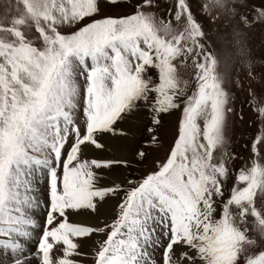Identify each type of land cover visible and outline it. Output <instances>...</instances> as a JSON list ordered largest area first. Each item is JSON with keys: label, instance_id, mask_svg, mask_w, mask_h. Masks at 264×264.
<instances>
[{"label": "snow or ice", "instance_id": "snow-or-ice-1", "mask_svg": "<svg viewBox=\"0 0 264 264\" xmlns=\"http://www.w3.org/2000/svg\"><path fill=\"white\" fill-rule=\"evenodd\" d=\"M257 26L264 0H0V264H264ZM246 106L258 127L237 169ZM177 112L165 159L107 184L130 162L105 158V134L143 114L157 145Z\"/></svg>", "mask_w": 264, "mask_h": 264}, {"label": "rangeland", "instance_id": "rangeland-1", "mask_svg": "<svg viewBox=\"0 0 264 264\" xmlns=\"http://www.w3.org/2000/svg\"><path fill=\"white\" fill-rule=\"evenodd\" d=\"M201 19H203V17H201ZM253 45L254 51L256 52L257 56L264 55V29H261L260 26H257L256 30L253 33ZM257 63L259 64V61H257ZM260 70V68H257V71ZM180 74L184 79L191 82V69L181 68ZM237 97L238 98L235 101V105L237 110H239L242 107L243 102L247 98V93H237ZM243 113V121L239 120L238 118L232 120L230 122V127L228 131V136L231 142L229 145V150L236 152L237 154H239V156H242L244 158L243 160L238 159L234 162L233 166L237 169L243 167L245 161H250V158L252 156V153L250 151L251 138L257 132L258 127V125L251 123L253 120H255V115L251 107H243ZM179 115V112H177L175 115L166 116L164 118V127L159 132L160 143L151 146L149 145V138L151 133L147 131L148 127L150 126V117L142 114L141 116L133 120H129L126 122H118V128L122 130L125 134H117L115 136H112L111 134H105L104 142L109 141V137L115 138V141L118 139L120 140L121 138L125 139V143L127 144H134V148L132 150V156L130 158H127V160L130 162V165L127 168L123 166H115L111 170V173L105 177V182L107 184H110L112 181L120 182L127 178L138 180L148 172L154 170L157 165V162L165 159L168 149L172 143L175 126ZM106 145L107 149L104 152V156L105 158H112L113 155H111V153H113V151H111V149L109 148L110 145L108 142L106 143ZM246 145H248L249 147L246 148ZM140 150H147V158L143 161H140L139 158L136 156V153ZM229 183H231V181H229ZM41 185L42 191H40L39 195H44V200L48 201L47 182L42 181ZM45 188L46 191L44 190ZM115 203V200H109L107 204H109L110 207L111 205L113 206ZM100 211H103L102 208L100 209ZM101 216L103 215L101 214ZM74 219L81 220L83 219V217ZM44 220L45 214L43 213V222ZM82 221L87 222L85 219H83ZM38 222L43 226L42 218L40 217V212L38 213ZM37 231H39V229Z\"/></svg>", "mask_w": 264, "mask_h": 264}, {"label": "bare ground", "instance_id": "bare-ground-1", "mask_svg": "<svg viewBox=\"0 0 264 264\" xmlns=\"http://www.w3.org/2000/svg\"><path fill=\"white\" fill-rule=\"evenodd\" d=\"M110 140L107 141L109 143V148L111 149V151H113V153H111V155H113V157H115L116 159H122V160H127V158H130L132 156V150L134 148V144H127L125 143V139H121L120 140H114L115 138L113 137H109ZM107 142H104L105 144ZM99 151V150H97ZM89 155H96L95 152L89 153ZM111 176V175H110ZM111 179V178H110ZM46 191V188L44 189ZM40 191H42V185L40 184L39 186V193ZM42 201L44 200V195H40ZM45 203H47V200L45 201ZM112 205L109 207V204H106L105 206L102 207V212L100 211V214H102L104 217H110L111 216V209H112ZM40 212V217L42 218V222H43V210H38V213ZM83 219H85L86 221L89 220L88 217H83ZM81 219V220H83ZM42 226V224H41ZM39 231H41V229H39ZM31 247V245H30Z\"/></svg>", "mask_w": 264, "mask_h": 264}]
</instances>
